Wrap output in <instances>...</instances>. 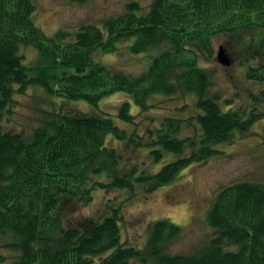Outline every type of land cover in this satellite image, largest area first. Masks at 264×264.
I'll use <instances>...</instances> for the list:
<instances>
[{
    "label": "trees",
    "instance_id": "obj_1",
    "mask_svg": "<svg viewBox=\"0 0 264 264\" xmlns=\"http://www.w3.org/2000/svg\"><path fill=\"white\" fill-rule=\"evenodd\" d=\"M35 9V0H0V121L5 110L13 112L14 93L30 86L93 104L127 91L141 110L150 108L154 94H194L199 110L164 116L158 128H147L148 135L127 132L106 111L90 115L55 104L41 110L32 136L23 131L30 140L0 125V232L14 234L11 264H264V181L259 179L221 187L207 213L212 231L184 250L172 249L183 228L167 218L153 223L144 247L123 238L120 206L111 205L101 220L64 218L67 207L89 204L97 188L133 192L139 182L171 180L195 161L221 152L216 145L235 127L245 129L262 115L250 111L242 118L237 109L222 110L219 95L206 96L211 80L198 64V51L212 56L216 34L264 28V0H151L147 9L130 0L102 20L103 28L82 22L75 33L60 27L52 36L33 20ZM132 36V52L158 50L140 77L131 80L93 59L97 49L114 52L119 40ZM24 45L34 46L43 61L28 66ZM253 48L261 62L247 77L264 81V35ZM254 99L264 102V92ZM118 115L128 122L135 118L128 102ZM108 133L133 150L149 145L156 159L165 151L176 157L155 173L140 171L136 163L122 166L119 150L106 144ZM102 173L107 179H96Z\"/></svg>",
    "mask_w": 264,
    "mask_h": 264
},
{
    "label": "rangeland",
    "instance_id": "obj_2",
    "mask_svg": "<svg viewBox=\"0 0 264 264\" xmlns=\"http://www.w3.org/2000/svg\"><path fill=\"white\" fill-rule=\"evenodd\" d=\"M128 1L130 0H88L80 3L75 0H35L33 20L49 36L54 35L60 27H66L75 33L82 22H95L103 28L102 20L121 12ZM138 1L147 9L151 0ZM263 35L264 28L259 26L227 31L212 37V56H207L205 51V55L198 51V64L208 72L211 80L206 96L219 95L218 102L222 110L237 109L242 118L249 117L250 111L262 115L245 129L235 127L228 139L216 145L221 152L203 161H195L171 180L160 183H156L155 179L139 182L133 192L126 188H97L89 204L80 205V202H76L75 205L67 207L64 218L75 220L99 216L98 220H101L110 212L111 205L120 206L123 215L122 236L140 247L146 246L150 229L158 219L167 218L183 228L182 234L173 242L172 249H187L209 234L212 228L207 223V213L221 187L241 179L264 181V102L254 99V96H260L264 92V81L247 77L249 68L258 66L261 62V56L254 51L253 45ZM133 39L132 36L119 40L118 49L114 52L97 49L92 57L112 70L123 72L129 79H136L149 70L158 50L132 52L128 44ZM221 44L233 58L229 66L220 63L217 58ZM21 49L28 66L43 61L34 46L24 45ZM14 98L13 112L5 110L0 121L1 128L22 134L25 131L29 135L33 134L41 110L49 109L54 104L58 108H74L90 115H105L103 112L106 111L127 132L144 135H148L147 128H158L164 116L186 117L199 110L196 106L198 98L194 94L186 97L154 94L149 99L148 110H141L133 94L127 91L106 94L98 104L86 99L70 100L50 96L40 86H30L24 93L15 92ZM123 102L130 104V112L135 115L133 122L125 121L118 115ZM25 138L31 139L26 136ZM106 144L119 150L123 159L122 166L136 163L140 171L146 173L157 172L176 157L174 153L165 151L162 157L156 159L150 153L149 145L145 144L133 150L130 148L132 145L129 146L126 141L112 133L106 135ZM96 179L107 177L102 173ZM14 241L11 231L0 232V255L4 256L0 264L13 262L16 250L11 244ZM233 248L236 247L226 249Z\"/></svg>",
    "mask_w": 264,
    "mask_h": 264
},
{
    "label": "water",
    "instance_id": "obj_3",
    "mask_svg": "<svg viewBox=\"0 0 264 264\" xmlns=\"http://www.w3.org/2000/svg\"><path fill=\"white\" fill-rule=\"evenodd\" d=\"M217 58L220 63L226 66H229L233 61L232 56L227 53L226 49L224 48L222 44L219 46V50L217 52Z\"/></svg>",
    "mask_w": 264,
    "mask_h": 264
}]
</instances>
